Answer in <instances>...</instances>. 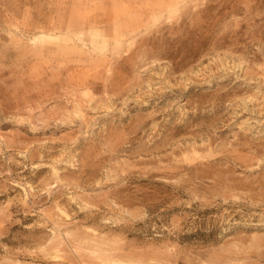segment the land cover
I'll list each match as a JSON object with an SVG mask.
<instances>
[{
    "label": "rangeland",
    "instance_id": "rangeland-1",
    "mask_svg": "<svg viewBox=\"0 0 264 264\" xmlns=\"http://www.w3.org/2000/svg\"><path fill=\"white\" fill-rule=\"evenodd\" d=\"M0 264H264V0H0Z\"/></svg>",
    "mask_w": 264,
    "mask_h": 264
}]
</instances>
